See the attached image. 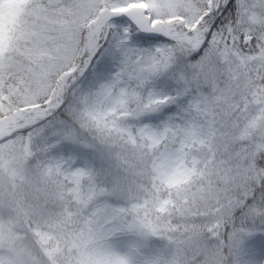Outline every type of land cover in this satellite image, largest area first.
Instances as JSON below:
<instances>
[{
  "label": "snow or ice",
  "instance_id": "obj_1",
  "mask_svg": "<svg viewBox=\"0 0 264 264\" xmlns=\"http://www.w3.org/2000/svg\"><path fill=\"white\" fill-rule=\"evenodd\" d=\"M0 264H264V0H0Z\"/></svg>",
  "mask_w": 264,
  "mask_h": 264
}]
</instances>
